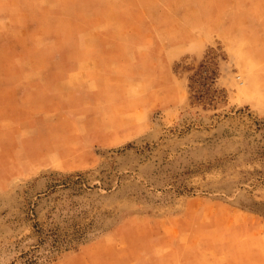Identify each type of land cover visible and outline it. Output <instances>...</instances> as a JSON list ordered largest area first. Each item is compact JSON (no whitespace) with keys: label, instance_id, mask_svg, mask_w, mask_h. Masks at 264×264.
Returning <instances> with one entry per match:
<instances>
[{"label":"rangeland","instance_id":"374dc122","mask_svg":"<svg viewBox=\"0 0 264 264\" xmlns=\"http://www.w3.org/2000/svg\"><path fill=\"white\" fill-rule=\"evenodd\" d=\"M236 13L256 20L264 0H0V72H10L7 47L47 46L34 61L24 51L20 73L28 59L36 73L57 71L47 58L67 50L76 59L86 43L141 47L118 52L104 69L112 78L95 86L99 96L110 90L109 128L79 129L71 112L67 126L41 114L46 121L20 130L47 158L0 162V264H255L264 252L255 101H264L255 59L240 51L237 64L236 44L214 34ZM189 28L210 40L168 56ZM207 69L214 84L191 88ZM120 95L126 105L114 107ZM90 134L103 144H88Z\"/></svg>","mask_w":264,"mask_h":264},{"label":"crops","instance_id":"0c3cea01","mask_svg":"<svg viewBox=\"0 0 264 264\" xmlns=\"http://www.w3.org/2000/svg\"><path fill=\"white\" fill-rule=\"evenodd\" d=\"M236 15V17L232 15L231 19L225 14V22L223 21L220 25L222 28L215 31L214 34L222 38L229 49H232L234 43L236 44L237 64L244 65V61H240V51L246 52L245 56L255 59V99L260 98L264 101V58L260 54L258 55L264 47V14L258 16L256 20L255 14L244 16L236 13ZM233 19H235L236 25ZM199 29L189 28L191 32L188 35L181 37L178 35L177 41L172 43L168 51V56L187 52L197 53L201 47L199 43L209 41L212 35L211 31L209 32L205 28L202 31ZM3 49L4 44L1 43L0 50ZM7 49H10L9 53H11L10 72H3V69L0 72V162L9 160L11 163L24 164L41 159L45 161L44 159L47 158V154L38 152L39 147L30 140L32 135L20 133L21 129L30 128L32 125L46 121L47 119H43L41 114L60 115L53 121L49 119L53 126L59 128L69 124L67 118L62 115L67 116L71 112V114H75L72 121L77 124L79 129L109 128L106 123L109 120L107 115L114 113L112 109L108 108L111 106L110 96H108L110 90L103 89V95L99 96L101 91L95 86L112 78L104 69L112 63L114 58L117 59L128 50L136 54L135 51L141 50V47L139 49L129 47L128 49L116 47V45L86 43L76 48V59H69L68 56H72L73 52L69 54L67 50L52 56V58H47L48 65L51 62L58 65L57 71L50 72L48 70L47 73L46 71L36 73L35 69L30 67L35 65L29 62L30 59L27 61V72H19L20 67L24 70L23 65H20L21 62L26 61L24 51L33 52L27 56L29 58L31 56L34 61L37 54L35 52L37 50L45 52L48 50L47 46L39 48L35 45L22 47V49L17 47L15 53L14 49L10 47ZM118 52L120 55L117 54ZM88 62L92 64L90 65ZM119 79L125 80V75L123 74ZM103 87L106 88V86ZM104 92L107 93V96ZM119 98L121 99L117 103L112 104L114 107L120 108L126 105L125 96L120 95ZM255 106L264 109V103L260 105L255 101ZM73 108L75 112L72 111ZM98 108H101L102 113H105L103 123L106 124L101 127L96 125L101 122L97 117V114L101 113ZM87 140L88 144L94 145L98 143L99 139L90 134ZM14 166L12 164V167ZM255 264H264V252H255Z\"/></svg>","mask_w":264,"mask_h":264},{"label":"trees","instance_id":"16d2710c","mask_svg":"<svg viewBox=\"0 0 264 264\" xmlns=\"http://www.w3.org/2000/svg\"><path fill=\"white\" fill-rule=\"evenodd\" d=\"M207 74L206 76H204V74ZM216 71L213 69H207L204 71L199 72L197 75H195L194 77H190V87L193 88V84H196L197 82L199 83V85L201 86L200 88H204L208 85H213L216 79ZM196 87V86H195ZM214 100V99H212Z\"/></svg>","mask_w":264,"mask_h":264}]
</instances>
